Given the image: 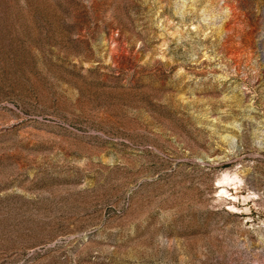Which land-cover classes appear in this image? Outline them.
<instances>
[{
  "label": "rangeland",
  "instance_id": "1",
  "mask_svg": "<svg viewBox=\"0 0 264 264\" xmlns=\"http://www.w3.org/2000/svg\"><path fill=\"white\" fill-rule=\"evenodd\" d=\"M0 264H264V0H0Z\"/></svg>",
  "mask_w": 264,
  "mask_h": 264
}]
</instances>
